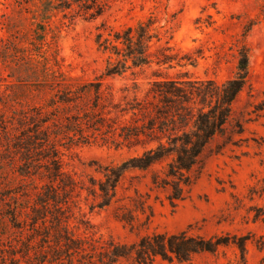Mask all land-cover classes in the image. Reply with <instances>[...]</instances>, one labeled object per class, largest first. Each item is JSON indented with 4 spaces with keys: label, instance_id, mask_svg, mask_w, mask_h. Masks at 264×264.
Masks as SVG:
<instances>
[{
    "label": "rangeland",
    "instance_id": "1",
    "mask_svg": "<svg viewBox=\"0 0 264 264\" xmlns=\"http://www.w3.org/2000/svg\"><path fill=\"white\" fill-rule=\"evenodd\" d=\"M44 1L0 0V264H35L41 251V239L33 236L26 216L34 189L14 171L5 134L11 116L30 99L45 98L49 93H38L36 87L51 85L60 73L81 80L101 73L106 55L95 43L101 24L118 29L148 15L155 17L160 34L150 50L167 48L174 60L157 64L153 59L133 72L106 77L103 84L115 101L142 95L158 77L221 83L235 75L242 45L248 48L246 83L232 103L223 134L204 148L182 199L174 204L168 190L151 184L152 169L127 170L105 207L95 206L96 199L84 189L90 179L102 178V167L139 154L140 146L90 144L64 151L63 168L83 187L68 202L69 229L101 242L130 243L140 235L181 230L205 237L245 236L244 264L258 262L264 255V0H98L103 9L93 19L64 17L48 9L53 0L46 9ZM166 162L153 168L160 170ZM153 264L242 263L239 250L229 243L185 262L157 259Z\"/></svg>",
    "mask_w": 264,
    "mask_h": 264
},
{
    "label": "trees",
    "instance_id": "2",
    "mask_svg": "<svg viewBox=\"0 0 264 264\" xmlns=\"http://www.w3.org/2000/svg\"><path fill=\"white\" fill-rule=\"evenodd\" d=\"M49 2L44 1L45 9ZM52 4L48 9L64 17L84 19L95 18L103 9L98 0H53ZM155 22V17L148 15L118 29L101 24L95 35L97 48L106 55L101 73L92 80L60 73L51 85L36 87L38 93H49L45 98L30 99L23 111L16 110L11 116V127L5 134L16 163L14 171L34 189L26 216L33 236L41 239L40 258L35 264H117L123 260L153 264L157 259L185 262L195 254L214 253L229 243L237 247L244 264L245 236L205 237L181 230L140 235L130 243L101 242L90 236H75L69 229L65 211L73 194L83 187L63 168L64 151L90 144L140 146L139 154L115 166L102 167V178L90 179V186L84 189L96 199L95 206L105 207L115 197L118 181L127 170L152 169L151 184L168 190L167 198L174 204L182 199L183 186L190 183L191 169L204 148L213 137L223 134L232 103L246 83L248 48L242 45L235 75L221 83L158 77L142 95L115 101L103 84L106 77L133 72L153 59L157 64L174 60V55L165 52L167 48L150 50L160 39ZM163 160L167 162L160 170L153 168ZM255 264H264V255Z\"/></svg>",
    "mask_w": 264,
    "mask_h": 264
}]
</instances>
